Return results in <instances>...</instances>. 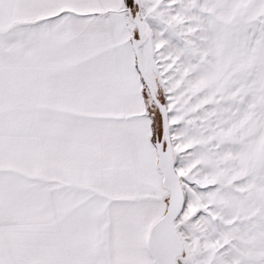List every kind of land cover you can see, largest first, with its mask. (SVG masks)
<instances>
[{
	"label": "snow or ice",
	"instance_id": "1",
	"mask_svg": "<svg viewBox=\"0 0 264 264\" xmlns=\"http://www.w3.org/2000/svg\"><path fill=\"white\" fill-rule=\"evenodd\" d=\"M0 264H264V0H0Z\"/></svg>",
	"mask_w": 264,
	"mask_h": 264
}]
</instances>
